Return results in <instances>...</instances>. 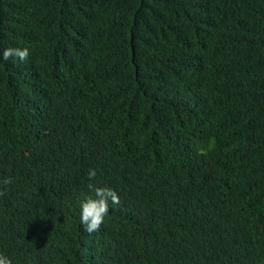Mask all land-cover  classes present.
Masks as SVG:
<instances>
[{
  "label": "trees",
  "instance_id": "16d2710c",
  "mask_svg": "<svg viewBox=\"0 0 264 264\" xmlns=\"http://www.w3.org/2000/svg\"><path fill=\"white\" fill-rule=\"evenodd\" d=\"M0 254L264 264V0H0Z\"/></svg>",
  "mask_w": 264,
  "mask_h": 264
},
{
  "label": "clouds",
  "instance_id": "9594fccd",
  "mask_svg": "<svg viewBox=\"0 0 264 264\" xmlns=\"http://www.w3.org/2000/svg\"><path fill=\"white\" fill-rule=\"evenodd\" d=\"M13 55L19 57V59L23 61L27 59L29 52L26 48L23 50L19 48H8L3 52V58L5 60ZM88 176L90 179H94L96 171L90 169ZM4 183L7 184L10 183V181L5 180ZM89 188L93 189L95 198L89 197L82 201L79 220L84 226L85 231L92 233L99 230L104 222V218L109 212V201H111L112 204H119L120 199L117 192L109 187H94L92 184H89ZM0 264H12V261L7 256L0 254Z\"/></svg>",
  "mask_w": 264,
  "mask_h": 264
}]
</instances>
